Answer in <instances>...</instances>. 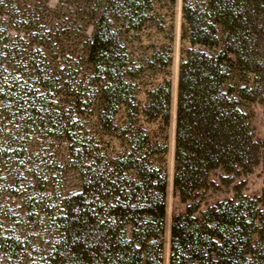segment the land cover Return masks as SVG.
Segmentation results:
<instances>
[{
    "label": "trees",
    "instance_id": "trees-1",
    "mask_svg": "<svg viewBox=\"0 0 264 264\" xmlns=\"http://www.w3.org/2000/svg\"><path fill=\"white\" fill-rule=\"evenodd\" d=\"M2 1L12 17L21 18L15 31L25 34L28 46L18 58L34 86L28 85L29 91L0 88V112L13 103L29 117L52 118L65 93L85 84L88 76L81 74L72 83L64 80L68 64L53 69L48 49L65 26L48 19L47 1L44 9L29 0ZM154 4L113 1L115 9L122 7L120 20L126 30L136 31L144 27ZM182 12L184 39L191 48L179 70L173 185L190 204L173 217L169 264H264V194L252 198L237 189L233 198L205 209L196 202L199 193L209 189L213 172L246 175L252 158L259 156L250 107L264 103V0H183ZM120 48L114 19L99 12L84 58L102 77L103 115L113 124L126 104L133 126L139 109L135 95L130 104L124 98L131 84L128 59ZM64 50L61 40L59 54ZM9 53L0 52V67ZM167 56L164 60L156 54L152 69L169 68L170 50ZM171 105L172 83L166 80L148 93L142 114L149 123L168 127ZM166 152V145L154 142L140 127L109 167L88 168L83 192L73 196L61 220L62 234L39 264H165L168 175L155 165V158ZM128 173L133 177L128 179Z\"/></svg>",
    "mask_w": 264,
    "mask_h": 264
},
{
    "label": "rangeland",
    "instance_id": "rangeland-1",
    "mask_svg": "<svg viewBox=\"0 0 264 264\" xmlns=\"http://www.w3.org/2000/svg\"><path fill=\"white\" fill-rule=\"evenodd\" d=\"M113 1H27L40 9L47 3L48 19L55 26H65L48 49L53 69L65 62L69 68L64 72V80L67 77L68 81L76 82L81 74H86L88 79L82 86L71 87L65 93L52 118L49 115L44 119L29 117L16 110L13 103L11 108L0 112V264H39L62 234L61 220L72 206L73 196L83 192L88 168L109 167L129 146L134 131L140 127L148 131L154 142L167 146L166 154L155 158V165L164 168L168 175L164 259L165 264H169L173 217L185 213L190 204L181 200L173 185L179 70L183 54L191 48L184 39L183 0H155L146 24L138 31L126 30L120 20L122 7L115 9ZM102 11L114 19L121 46L119 52L128 59L126 71L131 87L124 98L130 104L135 95L139 109L133 126L129 125L131 113L126 104L118 109L113 124L103 115L102 77L84 58L86 44L92 39L94 18ZM13 14L0 5V52L3 49L10 52L5 56L6 63L0 67V88L23 90L34 84L28 83L26 75L30 72L22 57L18 58L26 50L28 39L24 33L15 31L21 27V18L12 17ZM61 40L66 50L59 54ZM168 50L171 66L153 70V57L157 54L166 60ZM166 80L172 83L168 127L149 123L142 114L148 93ZM64 106L65 111H62ZM250 114L255 139L260 144L259 156L255 154L252 158L253 165L246 175H227L222 170L213 172L209 189L200 192L196 200L202 209L233 198L237 189L252 198L263 196L264 103L252 105ZM132 177V173L127 174L128 179Z\"/></svg>",
    "mask_w": 264,
    "mask_h": 264
}]
</instances>
